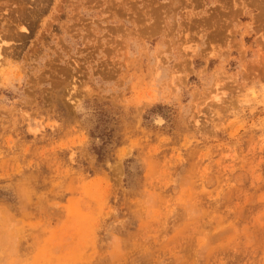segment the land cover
<instances>
[{
  "label": "rangeland",
  "instance_id": "rangeland-1",
  "mask_svg": "<svg viewBox=\"0 0 264 264\" xmlns=\"http://www.w3.org/2000/svg\"><path fill=\"white\" fill-rule=\"evenodd\" d=\"M35 2L0 0V264H264V0Z\"/></svg>",
  "mask_w": 264,
  "mask_h": 264
},
{
  "label": "bare ground",
  "instance_id": "bare-ground-1",
  "mask_svg": "<svg viewBox=\"0 0 264 264\" xmlns=\"http://www.w3.org/2000/svg\"><path fill=\"white\" fill-rule=\"evenodd\" d=\"M27 2L31 5V4H33V5H36V3L37 2H35V0L33 1V0H19V9H10L9 11L10 12H12V10H14V11H20V12H27L26 10H24V7L26 6L25 5V3L27 4ZM25 5V6H24ZM32 6V5H31ZM38 6V5H37ZM28 8H29V6H28ZM7 9V8H6ZM25 9H26V7H25ZM34 9V8H33ZM13 11V12H14ZM28 12H30V11H28ZM19 13V12H18ZM21 14H23V13H21ZM20 15V14H19ZM24 16V15H23ZM29 16V15H28ZM6 19V18H5ZM22 22H23V20H21ZM22 22H20V23H22ZM10 31V30H9ZM8 35V34H7ZM4 36V35H3ZM6 37V36H5ZM10 37V36H9ZM2 38V37H1ZM8 38V37H7ZM2 40V39H1ZM3 42V41H2ZM1 43V42H0ZM4 43V42H3ZM2 47H4V46H2L1 44H0V55L2 54V51H3V49L5 48H3L2 49ZM5 51H7V49L5 48ZM4 53V52H3Z\"/></svg>",
  "mask_w": 264,
  "mask_h": 264
}]
</instances>
